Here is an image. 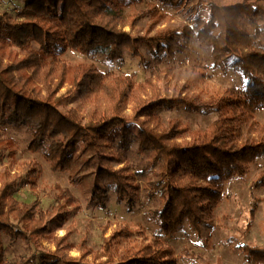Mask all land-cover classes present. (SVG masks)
Listing matches in <instances>:
<instances>
[{"label":"trees","instance_id":"16d2710c","mask_svg":"<svg viewBox=\"0 0 264 264\" xmlns=\"http://www.w3.org/2000/svg\"><path fill=\"white\" fill-rule=\"evenodd\" d=\"M144 1L22 0L15 15L0 11V132L25 128L32 134L29 149L54 172L74 170L77 145L83 142L82 154L95 155L93 203L104 207L114 193L135 207L141 201V179L145 197L160 199L155 215L167 238H174L187 211L194 216L190 226L200 234L210 223L227 182L246 176L250 163L264 157V138L247 139L243 133V115L264 108V0H209V19L192 17L185 9L191 0H160L175 7L186 22L152 35H137L124 28L128 19L133 28L140 15L128 18L124 10ZM151 9L154 23L167 16L156 3ZM194 38L211 47L212 67L230 66L243 75L242 91L210 100L167 98L161 96L153 78L137 82L131 73L105 71L94 62L72 63L64 57L70 50L83 55L101 51L109 63L123 65L129 53L147 63L145 50L157 59L174 56L187 50ZM67 84L76 90L75 105L64 111L59 108L63 101L59 92ZM150 101L158 102L151 108ZM130 103L134 115L127 118L124 112ZM180 107L196 112L213 109L217 118L206 129L192 130L178 119L165 123L158 113L162 108ZM131 119L138 122L139 134L129 128ZM134 144L139 154L148 156L147 163L140 170L118 166ZM6 149L14 163L18 144L9 137L0 139V160ZM91 161L90 156L86 163ZM42 173L39 161L31 162L27 174L12 173L8 167L0 171V264H8L5 236L40 244L42 238L52 237V230L44 225L48 216L66 221L78 207L65 192L52 211H44L38 199L26 203L15 196L20 179H28L36 188ZM263 188L264 169L251 185L243 237L252 227L261 201L257 192ZM70 235L71 231L54 235L53 240L70 250L74 247ZM237 238L229 244L241 251L246 262L264 264L263 245ZM83 250L77 258L40 249L20 255L11 264H179L163 239L139 247L125 228L106 237L100 249L85 246Z\"/></svg>","mask_w":264,"mask_h":264},{"label":"rangeland","instance_id":"374dc122","mask_svg":"<svg viewBox=\"0 0 264 264\" xmlns=\"http://www.w3.org/2000/svg\"><path fill=\"white\" fill-rule=\"evenodd\" d=\"M241 0H226V3ZM157 6L167 12V16L157 23L153 22V9ZM22 0H0V11L15 15L23 6ZM191 11L193 18L209 19L211 16V3L209 0H191L185 7ZM126 17L140 15L136 25L130 26L131 19L127 20L125 30L132 31L137 35H152L156 31L168 27H175L186 19L175 7L166 5L160 0H146L134 7L124 10ZM147 63L141 58L125 54V63H109L101 51L90 55H83L70 50L64 56L68 62H94L105 71L114 73H131L137 82L153 78L161 96L176 98L179 96L195 97L200 100H210L216 97H225L233 92H240L246 85L243 75L231 68L212 67L211 47L202 44L196 38L189 44L187 50L176 55H163L157 59L148 51H144ZM162 73L158 78V73ZM59 95L63 101L59 108L67 111L75 105L76 90L71 84L64 86ZM158 101H150L152 108ZM165 123L172 120H181L183 124L192 130L206 129L216 118L217 112L213 109L206 111H189L185 108H162L158 110ZM240 113V112H239ZM124 115L132 118L134 115L133 103L128 105ZM243 133L247 139L264 138V108L254 113L243 115ZM129 128L136 134L140 133L137 121H128ZM12 138L18 144L14 163L9 160V150L0 160V171L10 168L12 173L20 172L27 174L31 162L39 161L43 165V173L33 188L30 181L22 178L16 185L14 194L22 202L31 203L38 199L44 211H52L61 199L59 195L65 192L76 199L78 207L74 208L69 218L64 221L55 219V215L48 216L45 227L52 230L51 238H42L40 244L28 245L22 240L12 241L4 237V244L8 248L5 258L8 264L20 255L37 253L40 249L58 251L66 255L80 258L84 252L83 247L98 250L104 244V239L117 230L127 229L130 233L133 245L139 247L153 244L158 239L165 241V246L174 252L179 264H191L197 261L201 264H253L243 259L241 251L229 244V240L238 237V241L252 245L264 246V188L257 192L261 201L258 203V212L252 227L246 236H242L250 216L251 198L250 191L253 181L258 172L264 169V157L254 160L249 165V170L243 178H236L227 182L225 194L218 207L212 214L208 225L202 227L200 234L190 226L194 216L186 212L184 223H179V230L174 238H167L165 229L161 226L155 215V210L160 204V199L148 200L145 197L146 188L143 180H139L141 201L135 207H130L124 201H120L116 194H112L106 206H99L92 202V196L96 185V163L91 154H82L84 143L77 145L75 156L77 163L72 172H54L50 165L38 154L29 149L32 134L25 128L18 129L9 127L0 132V139ZM92 158L86 163L88 157ZM148 156L138 153V146L134 144L130 151L122 155V162L118 166L129 165L131 168L140 170L147 163ZM117 165V162L115 163ZM64 201V199H63ZM70 210V206L67 207ZM228 216V217H225ZM71 231L68 239L74 245L70 250L59 247L53 240V236H64ZM122 247L117 251L121 252ZM91 260V255L88 256Z\"/></svg>","mask_w":264,"mask_h":264}]
</instances>
